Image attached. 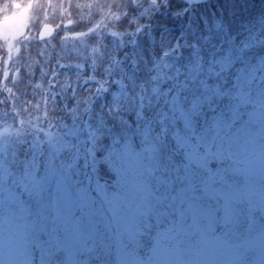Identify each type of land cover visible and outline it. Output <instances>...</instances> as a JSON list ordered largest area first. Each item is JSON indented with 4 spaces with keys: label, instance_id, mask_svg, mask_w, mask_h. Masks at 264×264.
Listing matches in <instances>:
<instances>
[{
    "label": "snow or ice",
    "instance_id": "6c2138e0",
    "mask_svg": "<svg viewBox=\"0 0 264 264\" xmlns=\"http://www.w3.org/2000/svg\"><path fill=\"white\" fill-rule=\"evenodd\" d=\"M65 7L0 81V264H264V0H0L8 59Z\"/></svg>",
    "mask_w": 264,
    "mask_h": 264
},
{
    "label": "trees",
    "instance_id": "16d2710c",
    "mask_svg": "<svg viewBox=\"0 0 264 264\" xmlns=\"http://www.w3.org/2000/svg\"><path fill=\"white\" fill-rule=\"evenodd\" d=\"M40 3H47V0H39ZM52 2L55 4V3H58V0H52ZM76 0H73V3H75ZM179 2V0H178ZM76 11L77 10H74V9H68L67 7H65V10L63 12H61L59 9H47V16H48V22L51 23V24H60L63 26V22H65L66 20H69V19H73V21H75L77 19L76 17ZM44 15L45 13L40 11L39 9H34L32 12H31V18L29 20V23H28V29L29 30H33V31H36L39 26L41 25V23L43 22V18H44ZM77 26L75 23H73V27L71 29H75ZM62 29L59 31L61 32ZM58 33V32H57ZM68 33L70 34H73L72 31H68ZM57 36V34H56ZM55 36V37H56ZM58 40L59 38H57L55 40V43H58ZM42 42H39L36 38H33L32 40L29 41V43H23V47H25V49L27 50H31V53L33 56L36 55L37 53V45H41ZM28 53V51H27ZM2 69L0 68V81H2L4 78H3V74H2ZM10 75H12V72L9 73ZM11 86V84H10ZM13 91L15 92V89H13Z\"/></svg>",
    "mask_w": 264,
    "mask_h": 264
},
{
    "label": "rangeland",
    "instance_id": "374dc122",
    "mask_svg": "<svg viewBox=\"0 0 264 264\" xmlns=\"http://www.w3.org/2000/svg\"><path fill=\"white\" fill-rule=\"evenodd\" d=\"M44 19H46V17ZM28 23H29V21H28ZM55 30H58V27H56ZM33 35L35 36V33L28 31V29L26 28L24 36L18 37L16 41H13L14 47L17 49H20V51L19 52L13 51L11 60L8 59L7 46L4 44L3 41H0V68L3 71L2 72L3 78H4V69L5 68H7L11 64L15 63L21 56L27 55L28 50L25 49V47H23L22 42L27 43L29 40L33 39ZM47 41H50V39ZM58 43H59V40H58ZM43 46L44 45L42 44L41 48H43ZM9 76H16L17 79L19 78L18 74H16V73H12V75L9 74ZM4 95H7V93L5 92Z\"/></svg>",
    "mask_w": 264,
    "mask_h": 264
},
{
    "label": "water",
    "instance_id": "95a60500",
    "mask_svg": "<svg viewBox=\"0 0 264 264\" xmlns=\"http://www.w3.org/2000/svg\"><path fill=\"white\" fill-rule=\"evenodd\" d=\"M47 27L50 28L49 26H47ZM50 29H51V28H50ZM42 30H43V29H42ZM51 30H52V29H51ZM51 34H52V31H51ZM51 34H50V35H45L44 38H47V37L51 36ZM39 38H40V35H39ZM44 38H43V39H44Z\"/></svg>",
    "mask_w": 264,
    "mask_h": 264
}]
</instances>
